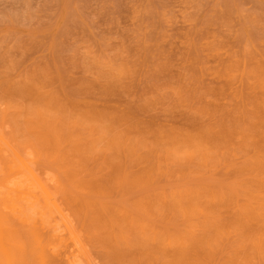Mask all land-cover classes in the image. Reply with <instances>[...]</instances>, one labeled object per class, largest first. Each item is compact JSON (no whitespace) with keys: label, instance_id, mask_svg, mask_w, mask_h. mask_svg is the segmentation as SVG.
<instances>
[{"label":"rangeland","instance_id":"obj_1","mask_svg":"<svg viewBox=\"0 0 264 264\" xmlns=\"http://www.w3.org/2000/svg\"><path fill=\"white\" fill-rule=\"evenodd\" d=\"M0 134L51 264H264V0H0Z\"/></svg>","mask_w":264,"mask_h":264},{"label":"bare ground","instance_id":"obj_2","mask_svg":"<svg viewBox=\"0 0 264 264\" xmlns=\"http://www.w3.org/2000/svg\"><path fill=\"white\" fill-rule=\"evenodd\" d=\"M258 156L260 155L258 154ZM253 164L256 165V162ZM27 165L29 164H27L0 134V264H32V258L37 261L36 264H48L49 262H47V259L49 260L52 258V255H54L53 249L51 248V253L53 252L52 255L49 254L50 258L46 256V253L50 251L48 247L52 244L51 242L53 241L57 244L56 240L59 238L61 230L63 234L62 227H64V233L65 229L70 231L68 222L64 216L59 220L60 222L56 221L57 202L55 201L54 195L48 190L47 186L41 183L43 182L42 179L37 174L35 175V172L31 170L33 168ZM38 177L41 179V182ZM263 177L264 176L260 179L261 177L259 178L257 176V178L261 180V182H259L261 183L260 187L264 186ZM262 189L264 188L262 187ZM248 192H251L252 196L245 199L247 200L246 203H248V201H260L258 203L259 207L253 209H255L256 212L260 210L262 213L264 211V193L262 192L258 197L259 199H257V195L254 196V194H252L254 192L247 191V193ZM244 211L249 212V207H246ZM12 221L17 222L19 226L27 227V236L31 241L29 250L26 247L27 245L24 244L25 241H22L23 237L21 235L19 236V233L21 234L22 230L25 228L23 227L20 232L17 231L15 228L17 223L14 227ZM20 229L21 228L18 230ZM25 232H23L24 235ZM44 233L51 234V236L49 235V242L46 241V237L45 239L43 238V235L45 236ZM55 244L53 245L57 246ZM57 250L59 254L61 250H59L58 247ZM78 250L80 251V249ZM61 252L60 254H62ZM65 253H67V251H65ZM29 256L32 257L30 260L28 258ZM54 256H57V254ZM63 257L62 260H64ZM86 260L84 261L85 264H87ZM64 261H68V264H81V261L77 263V261L71 260V258H67V260L65 259ZM49 264H51V262Z\"/></svg>","mask_w":264,"mask_h":264}]
</instances>
